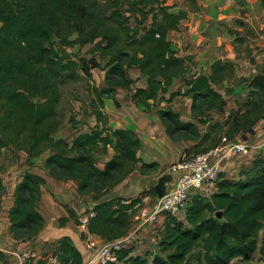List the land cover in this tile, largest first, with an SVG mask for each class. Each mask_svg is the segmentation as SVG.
Instances as JSON below:
<instances>
[{"label": "trees", "instance_id": "obj_1", "mask_svg": "<svg viewBox=\"0 0 264 264\" xmlns=\"http://www.w3.org/2000/svg\"><path fill=\"white\" fill-rule=\"evenodd\" d=\"M171 10L165 0H0V157L4 150L23 152L26 164L32 167L35 159L47 153L45 168L50 176L77 182L78 194H93L95 202L137 167L142 176L155 173L158 164L143 163L138 157L141 143L137 136L130 130L110 128L103 112L105 100H114L118 88L132 90L135 81L129 78V71L133 69L146 80L145 89L134 91L133 101L147 111L150 102L170 103L177 96L191 100L193 121L181 120L167 107L156 112L172 142H197L196 154L217 147L221 137L217 143L210 132L221 125L213 123L210 113L224 111L225 100L216 87L234 79V65L216 60L209 74L183 79L191 59L179 57L168 36L179 30L187 13ZM92 44L101 58H110L103 87L89 89L93 95L89 115L98 125L67 143L54 138L65 120L60 108L62 88L73 80L92 81V70L101 66L94 58L74 60L67 48ZM179 78L183 91L178 89L165 100L163 95ZM241 81L249 90V99L225 134L231 141L264 119V74ZM205 124L210 129L201 134L198 126ZM108 149L114 156L104 169L97 168L95 154H106ZM15 153L14 163L18 161ZM42 185L40 178L26 173L15 187L8 218L9 231L17 241L35 238L45 226L38 211ZM214 187L216 191L208 196L193 191L181 219L166 215L169 229L161 248L172 253L149 260L148 253L127 258L122 250L118 254L122 264H191L189 256L196 249L195 258L204 264H230L236 258L250 261L264 222V159L255 160L241 181L222 178ZM4 191L0 175V200ZM143 195L156 197L153 189ZM123 202L114 198L96 205L87 225L89 234L104 241L128 235L132 209L139 201ZM66 222L59 221L61 225ZM55 252L60 254V264H82L81 254L69 238H63ZM260 255L264 264V246Z\"/></svg>", "mask_w": 264, "mask_h": 264}, {"label": "crops", "instance_id": "obj_2", "mask_svg": "<svg viewBox=\"0 0 264 264\" xmlns=\"http://www.w3.org/2000/svg\"><path fill=\"white\" fill-rule=\"evenodd\" d=\"M194 1H196L199 11L192 14L189 18L187 31L189 34V41L195 48V51L197 49L200 51L199 55L201 58L197 56L195 61H198L200 65L202 61L208 62L209 66L216 60L233 63L235 71L230 89H236L237 102L244 103L247 91L241 83V80L251 79L254 76L264 73V8L262 6V0ZM235 38H239L237 42L241 45V48H235ZM87 46L82 48L79 47V50ZM197 46L200 47L197 48ZM76 47L77 46L74 48ZM88 53L89 52L85 53V55L87 56ZM93 53L97 52L94 51ZM85 55L84 57H86ZM101 59L97 58V62L100 63L101 66L97 69L98 71H92V74L94 76L93 78L97 81V85L103 86L101 81L105 79L110 58L103 57ZM129 73L133 75L132 79L135 80L137 88H146V80L141 76L138 70L133 69ZM175 91L177 90L174 88L173 84L168 89L167 93L163 95L165 100H168L170 95ZM124 93H126L125 90L118 88L114 100L110 101L111 107L107 109L110 112L116 111L117 119L116 121L111 119L109 126L113 129L130 130L137 136L141 143L138 157L143 163H156L159 165V170L166 167L168 164L170 165L172 171L166 176L164 185V190L166 192L170 191L179 177L184 173V170L178 163L182 159L188 144L186 142H181L183 144H179L178 142L173 143L168 140L159 117L145 113L143 107L138 104H133L129 101L122 103V100L126 98ZM176 98L172 99L170 103L163 102L162 106H165L164 108H171L174 113L180 115L183 121H193L190 113L191 100L186 99V103L183 106L178 103L180 106L178 107L176 104L177 101L175 100ZM115 103L118 107L115 106ZM150 104H152V102H150ZM127 111L128 115L126 114ZM212 113L216 114L215 112ZM68 120L70 122L66 121L69 122L70 126L72 125L75 127L79 124L76 122V116L73 114L69 115ZM83 122L88 129L83 127V131H79L80 134L88 133L91 129H94L96 118L89 116L88 118H84ZM203 133L205 132L203 131ZM234 141L240 144L256 146L260 152L257 154L258 151L255 150L247 156H238L222 160V178L230 182L241 181L243 179V173L251 171L255 160L258 158L264 159V119L259 120L247 132L238 134L234 138ZM114 154L115 152L112 149H108L106 154L98 151L95 154L97 168L104 169L106 163L112 159ZM47 158L48 154L45 153L41 157L35 159L34 165L29 167L26 164L27 156L24 153V156L20 157L18 163L19 166H21L20 173H22V176L13 183L14 193L15 187L21 182L26 173L34 175L43 181L41 188L42 197L38 205V211L44 218L45 226L40 234L32 240L17 241L13 239L9 231L8 219V213L13 203V194H11V196L8 197L10 201L7 205L5 203L3 210L1 209L3 212L1 211L2 214L0 215V262L2 260L15 261L27 250H34L39 256H42L51 248L54 249L53 252L58 251L61 240L63 238H69L81 254L82 264H93L91 261L94 259L95 252L85 248V238L88 230L73 225L74 222H71L73 219L68 218L65 211L61 208L62 205L59 203L56 204L53 200V196L56 193L58 194V200L64 201L63 206H71V204H74L75 207H78L82 205L75 197L77 196V184L74 181H67L65 183L57 182L59 183V185H57V183H55L56 181L51 178L49 171L45 168V161ZM148 177L149 176H142L137 167L124 181L114 186L110 190L109 195H111L112 199L121 198L127 203L134 201L138 194L143 191H148L151 187L148 183ZM66 187L70 188L69 192L63 191ZM47 189H50L49 194L46 192ZM195 192L196 191L193 193ZM69 198L70 200L66 201V199ZM152 198L153 197H151V199ZM98 203H100V201H94L88 204L89 208L93 210ZM85 210L86 209L83 210V208H81L79 212ZM71 211L73 215L77 214L74 208H72ZM82 212L80 214H82ZM47 216L51 219L46 220ZM56 216L59 217L58 220L68 219V221L59 227L54 226L51 220H54ZM162 218L163 217H160L159 219L162 221L164 219ZM76 219L78 218L76 217ZM132 225L133 223H131V226ZM141 232L137 233L135 230L130 232L129 230L131 244L125 249L127 258L136 256L143 257L145 253H147V244L143 243L144 239L140 237ZM91 236L95 237V235ZM132 242H134L133 245ZM32 264H39V261H34Z\"/></svg>", "mask_w": 264, "mask_h": 264}, {"label": "rangeland", "instance_id": "obj_3", "mask_svg": "<svg viewBox=\"0 0 264 264\" xmlns=\"http://www.w3.org/2000/svg\"><path fill=\"white\" fill-rule=\"evenodd\" d=\"M165 2H166L167 6L172 8V10H171L172 13L176 14V13H178L180 11L187 13L186 20L182 22V24L180 25L179 30L171 32L169 34V36H168V39L172 43V50L179 57H182V58L190 57V59H191L190 62L188 63L189 71L182 78L183 79H187L190 75L209 74L210 66L208 65V62L202 61V64L200 65L198 63V61H195L197 56H199L201 58V56L199 55L200 51L198 49L195 51V48L192 46V44L190 43L189 38H188L189 34H188V31H187L188 30L187 23L189 21V18L191 17L192 14L197 13L199 11L196 1H194V0H165ZM245 31H247V30H245ZM246 36H248V35H246ZM74 38H75L74 36L71 37V40H73ZM237 39H239V38H235V40H234L235 48H241V45L237 42L238 41ZM244 39H246V38H244ZM52 42L55 43V48H57V46H56L57 41L55 39H53ZM94 45L95 44L89 45L86 48L81 49V50H79L78 46L76 48H74V47L70 48L69 47V48H67V51H68V53L70 55L73 56L74 60H78L81 57H84L85 53L89 52L87 54V56L85 55L86 56L85 58H87V59L94 58L97 61V58L101 59V56L99 55L98 52L97 53H93L94 52V50H93ZM199 45H201V44H199ZM199 47L200 46H197V48H199ZM80 48H82V47H80ZM193 48H194V50H193ZM237 51H240V50H237ZM234 70H235V68H234ZM92 71H98V70L94 69ZM263 74H259V75H263ZM91 75H92V81H90V82H87L84 79L83 80L82 79H78L77 81L73 80L71 82H68L62 88V98L63 99H62V104H61L60 108H61V110L64 111V117H65L64 119L65 120L63 122L62 128L55 135V137H54L55 139H61V140L66 141L67 143H71V141L74 139V136L77 135V134H80V132L83 131L82 130L83 127L88 129V127L86 125H84L83 120H84V118H88L90 116L89 115L90 112L92 111V108H91L90 105H91V100L93 99V95H92V93L90 92L89 89L93 85L98 90H100L103 87V86L97 85V81L95 80V78H93L94 76H93L92 72H91ZM95 77H97V76H95ZM132 77H133V75L131 73H129V78L132 79ZM182 78H179V79L175 80V82H173L174 88H176V90L184 89V87H183L184 84H183V79ZM104 81H105V79H104ZM104 81H101V84L103 83V85H104L105 84ZM133 81H135V80H133ZM232 81L233 80H231L229 83H225L222 87H216V90H218L221 93V95L223 96V98L225 100V107H224V111L222 113H216V114H214L212 112L210 113V115H211V117L213 119V123H219L221 125V127H218V129L215 130L213 133L210 132L211 138L215 139V141H217V143H218V138L226 137L225 134H226V132L229 129L232 128V125H233L232 122H233L234 118L236 117V114L238 113L237 111H239V109L242 108L245 105V103L247 102V100L249 99V96H248L249 90L246 88L245 84L242 81H241V83L243 84L245 90L247 91V96H246V100H245L244 103L237 102L238 99L236 100V98H237V95H236L237 94V90L236 89L231 88L230 92L228 94L225 92L226 88H230V84H231ZM135 83L136 82H134V85L131 86V89H132L131 91L125 90L126 93H124V94L126 95V98L124 99L125 101L122 100V103H125V102H128V101L133 103V104L135 103L133 101V94H134V91L136 89H138L137 86L135 85ZM99 86H100V89H99ZM175 92H177V91H175ZM175 92H173V93H175ZM115 94H116V92H115ZM186 99L187 98H184L182 96H177V98L175 99L177 101V103H176L177 106L178 107H180L179 105L183 106L186 103ZM105 101H113V100H105ZM163 102H166V101L158 100L155 103L152 102V104H150L151 105L150 111L149 110L147 111L143 106L142 107H143L145 113H147V114L149 113V114H151L153 116H157L156 115L157 110L158 109H164V107H165V106H162ZM178 103H179V105H178ZM107 108L108 107L105 104L103 112H104V115L107 117L108 125H109L111 119L116 121L117 113H116V111L115 112H110ZM70 114L75 115L76 116V122L79 123L75 127H73L72 125L71 126L69 125L70 121L68 120V118H69ZM126 114L128 115V111L126 112ZM66 120L69 121V122H67ZM95 123L96 124H94V125L96 127L98 125L97 120H96ZM210 125H212V124L210 123ZM210 125L205 124V125L198 126L200 133L202 134L203 131L204 132H208L209 129H210ZM110 128H112V127H110ZM167 138H168V140H170L168 136H167ZM182 142H186L188 144L187 149H185L184 155L182 157L183 160L185 159L184 158L185 156H187L186 160H189V159L194 158L195 155H198L195 152L196 151L195 149H196L197 142H192V141H182ZM173 143H177V142H173ZM178 143L179 144H183L181 142H178ZM254 147H256V146H254ZM256 148L258 149V147H256ZM212 149H209L206 152H208V151H210ZM188 150H189V152H188V154H186ZM206 152H203V153H206ZM14 153H15L14 150H4L2 152L3 155L0 157V169L2 168V171H1L0 175H1V178L3 180V186H4V190H5L4 194H3V197L0 200V212L3 210V208H4L3 206L5 205V203L7 205V203L10 201L8 199V197H10L11 194H13V187H14L13 183H14V181H16L17 179L19 180V177L22 176V173H20L21 166H19L18 163H19L20 157L24 156V153L23 152H16L15 153V155H18V161L15 162V163L13 162V158H12V157H14V155H13ZM199 154H202V153H199ZM245 156H247V155H245ZM232 158H234V157H232ZM221 161L222 160H220V163H219L220 171H221V165H222ZM96 164H97V160H96ZM178 164L181 165L182 163H178ZM171 171H172V168L168 164V165H166V167H164V168H162L160 170L158 169V171H156L155 173H153V174L150 173V175H148L149 176L148 177V181H149L148 183L151 185L149 190L154 188V186L158 183L160 178H165V182H166V176H168L170 174L169 172H171ZM133 172H131V173H133ZM130 174H128V176ZM221 174H222V171H221ZM54 181H56L55 183L64 182V181H57L55 179H54ZM65 182H67V181H65ZM165 182H164V185H165ZM76 184H77V182H76ZM57 185H59V183H57ZM174 186H175V184H174ZM214 186H215L214 184L206 186V187L202 188L203 190H201V191L198 190L197 192H201V194L203 196L211 195V194H213L216 191V187H214ZM110 190H108V193L106 195H104L103 197L100 198V200H99L100 203L105 202V201H109V200L112 199L111 195H109ZM63 191L69 192L70 188L66 187V188L63 189ZM46 192L49 194L50 189H47ZM144 192H146V191H143V192H141L140 194L137 195L136 199H138L139 202L132 209L133 213L131 215V222L133 223V225L129 229L130 232L135 230V229H137V223H135L133 221V214L136 212V210H134L135 207L140 206V209L141 208H145L147 210H150V209H152L153 207H155L157 205V199H156L157 196L155 198L151 199L150 196L143 195ZM193 195H195V194H193ZM193 195H191V197L189 198V204H190V202H191V200L193 198ZM77 196H75L76 199L79 200L82 203V205H79L78 207H75L74 204H71V206H63L64 201L58 200L59 199L58 198V194H56V193L53 196V200L55 201L56 204L59 203L60 205H62L61 208L65 211V214L68 216V218L69 219H73V221H71V222H74L73 225L80 226V224L83 221V219H87V222H89V220L92 217H94V215H95V213L93 211L94 209L91 210L89 208V205H88V204L93 203L94 200L92 199L93 194L80 195L77 192ZM41 197H42V190H41ZM71 198H72V195H71ZM69 200H70V198L66 199V201H69ZM71 200L74 201L73 199H71ZM99 201H97V202H99ZM100 203H98V204H100ZM72 208H74V211L77 213V214L74 213L76 215V216L74 215V217L73 216L71 217L70 214L68 213V211H70L72 213V211H71ZM81 208H83V210L86 209L83 212L81 211L82 214H80L81 212H79V209H81ZM2 212L0 213V215L2 214ZM131 212L132 211H130L129 213H131ZM76 217L78 219H76ZM161 217L164 218V219L162 218L163 219L162 221H161V219H159L156 223L147 224V225L143 226L142 229L136 230L137 233L142 231L140 237H141V239H144L143 243L147 244L146 245L147 253L151 256V257H147L149 260H151L154 255H160V256L166 257L168 254L172 253L171 251L164 250L163 248H161V245H162L161 241L163 240V237L166 236L167 230L169 229V228H166V224L168 222H170L169 218H166V215H162ZM50 219L51 218H49L48 216L46 217V220H50ZM58 219H59V217L56 216V218L54 220H51L54 223V226H57V227L61 226V224L59 223L60 220H58ZM67 221H68V219H67ZM76 231H78V230H76ZM164 234H165V236H164ZM11 236H12V234H11ZM127 236H130L129 232H128V235H126L125 237H127ZM95 237L101 239L98 236H95ZM30 240H32V239H30ZM85 240H86V238H85ZM102 241H104V240H102ZM133 243L134 242H132V245H133ZM263 246H264V222H263V228L259 232L258 239H257V247H258V249H257L256 253L254 254V256L251 258V260L250 261H243L241 258H236L233 261H231L230 264H262L261 263V259L262 258H261V255H260V248H262ZM53 251H54V249L51 248V249H49L48 252H45L43 254V256H39V255L36 254V260L40 259L41 261L38 260L39 264H42L43 257L48 255V254L56 253V252H53ZM147 253H145V255ZM197 253L198 252H197V249H196V250L193 251L191 256H189L190 263L191 264H204V262L202 260L198 261L195 258V255ZM59 256H60V254H59ZM36 260H34V261H36ZM5 261H7V260H4V261L2 260L0 262V264L4 263Z\"/></svg>", "mask_w": 264, "mask_h": 264}, {"label": "built area", "instance_id": "obj_4", "mask_svg": "<svg viewBox=\"0 0 264 264\" xmlns=\"http://www.w3.org/2000/svg\"><path fill=\"white\" fill-rule=\"evenodd\" d=\"M255 150L258 151L254 146L240 144L223 137L219 145L212 150L198 154L189 160L184 159L180 165L184 173L176 181L172 190L165 192L161 198H156L157 205L155 207L150 210L140 209V206L135 207L136 212L133 214V221L137 223L135 231L142 229L147 224L156 223L162 215L181 219L193 191L203 190L202 188L215 185L222 180L219 169L220 160L245 156ZM123 204L128 203L123 202ZM87 225V219H83L80 227L86 229ZM130 244L131 236L102 241L87 233L85 240V248L95 252L94 259L91 261L93 264H122L118 254ZM34 260H36V252L27 250L17 260H7L2 264H32ZM42 261V264H60V256L58 253L48 254L43 257Z\"/></svg>", "mask_w": 264, "mask_h": 264}, {"label": "water", "instance_id": "obj_5", "mask_svg": "<svg viewBox=\"0 0 264 264\" xmlns=\"http://www.w3.org/2000/svg\"><path fill=\"white\" fill-rule=\"evenodd\" d=\"M105 104H106V106L108 108L111 107V102L110 101H105ZM164 182H165V178H160L158 183L153 188V190L156 193L157 198H161L164 195V193H165ZM217 216L219 217L220 213H218Z\"/></svg>", "mask_w": 264, "mask_h": 264}]
</instances>
